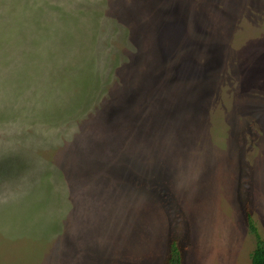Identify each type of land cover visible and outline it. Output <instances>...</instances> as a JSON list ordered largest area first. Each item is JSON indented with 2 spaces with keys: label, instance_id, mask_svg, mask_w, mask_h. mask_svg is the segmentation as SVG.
<instances>
[{
  "label": "rangeland",
  "instance_id": "1",
  "mask_svg": "<svg viewBox=\"0 0 264 264\" xmlns=\"http://www.w3.org/2000/svg\"><path fill=\"white\" fill-rule=\"evenodd\" d=\"M264 240V0H0V264H252Z\"/></svg>",
  "mask_w": 264,
  "mask_h": 264
},
{
  "label": "trees",
  "instance_id": "2",
  "mask_svg": "<svg viewBox=\"0 0 264 264\" xmlns=\"http://www.w3.org/2000/svg\"><path fill=\"white\" fill-rule=\"evenodd\" d=\"M248 222L249 231L254 236L256 242V248L252 254V264H264V240L258 233V230L252 222V218L250 216H248ZM168 264H181V257L175 246L171 248Z\"/></svg>",
  "mask_w": 264,
  "mask_h": 264
}]
</instances>
